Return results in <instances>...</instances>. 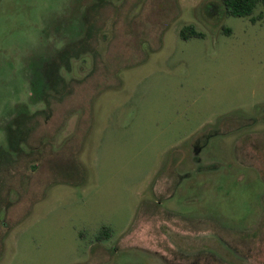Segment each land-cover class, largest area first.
<instances>
[{"label": "rangeland", "instance_id": "rangeland-1", "mask_svg": "<svg viewBox=\"0 0 264 264\" xmlns=\"http://www.w3.org/2000/svg\"><path fill=\"white\" fill-rule=\"evenodd\" d=\"M258 9L0 0V264H264Z\"/></svg>", "mask_w": 264, "mask_h": 264}, {"label": "trees", "instance_id": "trees-1", "mask_svg": "<svg viewBox=\"0 0 264 264\" xmlns=\"http://www.w3.org/2000/svg\"><path fill=\"white\" fill-rule=\"evenodd\" d=\"M221 3L225 9V11L231 15H238V16H250L249 18L254 21L256 19V17L253 15L254 11L256 9H258V13H257V18L263 19L264 18V0H221ZM180 37H182L183 39H187L189 37L195 36V37H200L202 34L197 31L193 25L188 24L186 26H183L180 31H179ZM76 50V48H69V51H71L72 53H74ZM63 54L65 55H69L70 53L66 52V50L62 51ZM60 79L63 81V78H61L60 76H56V80L59 82ZM63 84V82H62ZM55 90H57V87L55 88ZM61 92V88L59 90ZM34 115V117H33ZM37 114H31L28 116H23L17 119V124L16 127L12 130H10L8 132V139L10 140V138L12 137V133H14V144L11 143L9 141V145L12 149L16 150L17 152H19L21 149L16 148V140L17 139H22L21 134L25 133L24 128L26 127V122L32 120L33 118H35ZM23 124H25V126L23 127ZM20 133V134H18ZM25 139V137H24ZM23 140V139H22ZM2 155L0 154V159H1Z\"/></svg>", "mask_w": 264, "mask_h": 264}]
</instances>
